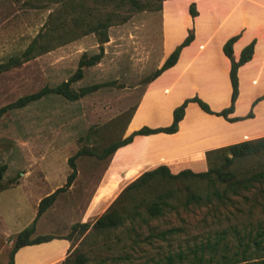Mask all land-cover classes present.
<instances>
[{
	"label": "rangeland",
	"instance_id": "obj_1",
	"mask_svg": "<svg viewBox=\"0 0 264 264\" xmlns=\"http://www.w3.org/2000/svg\"><path fill=\"white\" fill-rule=\"evenodd\" d=\"M160 3L0 0V161L6 188L19 186L0 193L1 216L8 219L3 229L14 231L42 197L55 191L51 203L35 213L28 238L70 239L62 264H242L264 259V179L239 196L228 193L231 199L223 204L150 219L148 227H136L138 219L127 218L115 228H92L128 183L156 166L93 201L100 195L96 191L112 154L108 150L129 134L127 120L166 59ZM58 86L76 97L57 92ZM37 92L31 100L22 99ZM222 156L204 155L197 164L167 167L172 173L185 168L200 172L221 165ZM227 164L235 178L264 171V150L237 155ZM156 189L130 190L119 205L143 212ZM168 226L181 229L168 240L147 239L149 232ZM198 244L204 247L192 255L187 248ZM178 250L181 258L171 256L169 263L167 253ZM8 255L0 246V263Z\"/></svg>",
	"mask_w": 264,
	"mask_h": 264
},
{
	"label": "crops",
	"instance_id": "obj_2",
	"mask_svg": "<svg viewBox=\"0 0 264 264\" xmlns=\"http://www.w3.org/2000/svg\"><path fill=\"white\" fill-rule=\"evenodd\" d=\"M158 17L163 57L188 34L190 39L180 47L174 63L146 83L127 120L126 133L142 126H168L173 108L192 97L211 112L188 101L174 132L134 135L118 146L96 191L100 195H94L93 201H100L124 186L131 175L149 167L197 164L209 150L264 137V0H161ZM229 38H233L230 57L222 50ZM249 43L250 57L236 69L232 109L223 116L218 112L229 106L232 90L230 63L238 60ZM36 209L37 203L12 232L3 229L8 219L0 212V246L7 254L15 234L33 221ZM70 249L71 241L64 236L21 245L12 254V264H61Z\"/></svg>",
	"mask_w": 264,
	"mask_h": 264
},
{
	"label": "trees",
	"instance_id": "obj_3",
	"mask_svg": "<svg viewBox=\"0 0 264 264\" xmlns=\"http://www.w3.org/2000/svg\"><path fill=\"white\" fill-rule=\"evenodd\" d=\"M189 39L190 34H188L183 39V41L172 50V52L164 60L161 67L156 71L154 76L164 68L174 63L180 47L186 44ZM232 40L233 38H229L222 46L224 54L228 57L231 55ZM251 52L252 43H249L241 49L238 60L236 62L231 61L229 69V79L232 88L230 104L227 108L219 111L218 114L226 116V114L231 111L237 93L236 69L240 64L249 59ZM81 64H83V62H79V66ZM79 75L80 70L78 67L76 76L78 77ZM55 89L57 92H61L67 98L76 97L74 92H71L66 88H61V86H58ZM81 92L83 93V90H81ZM38 95L39 93L37 92L24 96L22 99L31 100ZM188 101H195L202 110L211 112L207 105L198 98L192 97L185 99L180 105L173 108L172 121L168 126L155 128L142 126L136 130H133L123 140L117 144H114L108 150V153H112L118 146L129 142L134 135H145L156 132H174L177 128V122L183 115L184 106ZM261 148L264 150V137L257 138L255 140L242 141L209 150L205 153L206 157L209 155L223 154L222 157L225 161L221 165L209 166L206 170L200 172H193L190 169L185 168L172 173L166 164H158L153 168L145 170L125 186L114 203H112L110 207L94 221L92 228L97 230L115 228L122 225L127 218L129 220H133L135 218L138 219L136 227H138L140 223L148 227L150 219L162 218L165 215H169L170 213L177 214L179 211L188 212L191 210V208L199 209L201 207H211L215 206V204H223L226 200L230 201L231 198H229L228 193L239 196L241 195L240 190L249 192L254 181L261 182L264 179V171L260 169L249 176L235 178L233 170L227 167V162H229L232 157L248 154L254 149ZM228 153L231 155V158L227 157L226 154ZM4 170L5 165L0 161V190L7 187V183L3 181ZM174 181L176 182V185L173 187L171 184ZM179 182H182V184H179ZM142 186L148 187L150 189L153 186L158 188L156 189L154 195L150 197L151 200H149V202L144 205L143 212L139 211L137 206L132 207L131 210L123 209L119 203L128 196L127 193L130 190L137 189ZM54 193L55 191L45 195L38 201L36 214H39L45 209L47 205L51 203ZM129 229L134 230L135 228L130 227ZM180 229V226H168L164 229L156 230L153 233L149 232L147 234V239L153 236L159 240H168L171 235L179 232ZM32 231L33 221L15 234L6 264H12V254L21 245L37 243L52 238V236L43 235L30 239L28 236L32 233ZM150 241L151 240H149V242ZM199 245L200 244L197 246L195 245L192 249H187L192 255H195L196 248ZM206 246L209 247L210 245L207 243ZM203 247L204 246L202 244L199 246L200 249ZM174 255L179 259L182 256V251L178 250L173 254L170 252L167 253L166 259L169 263L171 262V256ZM63 261H65V259ZM242 264H264V259L245 261Z\"/></svg>",
	"mask_w": 264,
	"mask_h": 264
}]
</instances>
